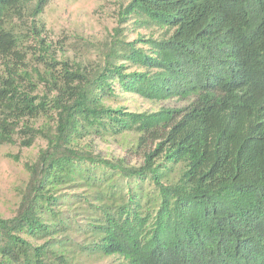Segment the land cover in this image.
<instances>
[{
    "label": "trees",
    "instance_id": "16d2710c",
    "mask_svg": "<svg viewBox=\"0 0 264 264\" xmlns=\"http://www.w3.org/2000/svg\"><path fill=\"white\" fill-rule=\"evenodd\" d=\"M49 1L0 0V146L44 142L0 264H264V0H125L74 59ZM126 138L137 163L91 145Z\"/></svg>",
    "mask_w": 264,
    "mask_h": 264
},
{
    "label": "rangeland",
    "instance_id": "374dc122",
    "mask_svg": "<svg viewBox=\"0 0 264 264\" xmlns=\"http://www.w3.org/2000/svg\"><path fill=\"white\" fill-rule=\"evenodd\" d=\"M124 1L50 0L38 21L43 24L48 41L53 43L58 53L64 52L72 59L86 55L93 57L95 52L88 49L89 46L97 45L109 37L112 29L116 27L118 6ZM133 37L135 33H130L129 38ZM116 101L132 112H154L162 107L181 105L174 100L146 101L134 94L120 95ZM91 145L94 151L106 157H125L130 163L140 161L139 156L131 150L128 138L107 141L95 139ZM43 146L44 142L41 140L30 148L20 147L19 142L15 145L0 146V217L9 218L13 215L18 203V188L27 180L24 164L34 160ZM82 262L121 264V261L114 258L83 259Z\"/></svg>",
    "mask_w": 264,
    "mask_h": 264
}]
</instances>
